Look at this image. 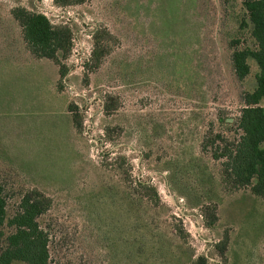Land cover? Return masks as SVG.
I'll return each mask as SVG.
<instances>
[{
	"label": "rangeland",
	"instance_id": "1",
	"mask_svg": "<svg viewBox=\"0 0 264 264\" xmlns=\"http://www.w3.org/2000/svg\"><path fill=\"white\" fill-rule=\"evenodd\" d=\"M224 1L227 0H211L212 4L207 8L210 14L205 46L208 57L204 70L212 78L213 95L206 98L204 86L200 85L196 90L191 78L192 74L198 73L194 72L195 65L189 73L185 70L187 60L181 61V68L176 67L175 73L165 71L159 76L160 80L146 78L149 80L144 81L145 78L138 79V76L122 79L108 71L118 52L137 51L138 47L131 41L134 32L145 36L139 41L142 49L144 41L153 42L147 34L153 37L151 31L155 24H160L161 29L158 28L156 35L164 42L180 41V31L175 28L178 22L181 26L190 22V10L201 7L199 0H122L123 5L117 6V14L114 11L113 14L124 13L125 21L115 19L108 6L109 0H84L82 4L66 7L57 6L53 0H0L3 15L17 7L40 12L52 25L67 26L72 33L71 51L61 62L66 70L62 78H58L56 69L50 64L27 63L16 67L6 58L0 59V107L9 110L3 112L5 118L0 117V142L3 147L11 146L14 151L11 154L17 155L15 158L24 166L21 170L28 171L41 191L53 200L44 219L54 238L52 259H60L66 264H105L104 259L99 262L93 258L90 250L94 247L89 245L87 248L88 241H83L87 230L85 213L87 215L90 210L85 206L86 194L92 193L94 188L103 191L104 186L115 185V182L133 185L142 193L143 189L135 184L139 181L155 190L156 204H159L155 207L165 206V232L176 237L171 241L173 245L169 247L164 264H192L201 256L206 257V264H263L264 200L247 190L227 195L219 187L214 188L211 201L206 200L207 190H204L205 194L201 191V196L197 192L195 196L183 197L178 185L171 182L173 172L169 162L176 158L181 161L188 156V151L192 155L198 153V139L205 130L204 122L197 121L198 113L201 118L218 108L234 110L232 105L238 90L254 86L257 70L253 64L250 75L240 87L233 82L223 36L234 28L231 19L234 14L229 6L223 14ZM230 1L237 11V0ZM168 12L171 20L167 24ZM228 13H231L230 19L226 16ZM214 18H223L226 22L221 34L210 32L215 26L212 25ZM219 20V27L223 26ZM103 27L112 33L116 43L112 42L114 45L110 46L108 62L90 69L84 62L92 50V33ZM130 28L134 32L131 33ZM1 55L10 56L6 52H0ZM58 79L59 88L64 92L62 99L77 107L76 113L81 120L77 131L68 129L62 102L55 93ZM107 94L120 99L121 105L116 112L104 111ZM15 181L21 184L20 180ZM188 185L199 188L196 184H180ZM155 207L153 214H156ZM109 208L107 214H114L116 205L109 204ZM90 211L103 218V209L93 207ZM214 213L216 220L213 221ZM225 235L228 245L224 254H220L216 245ZM121 253L119 249L118 255L112 259L109 256L108 264H122ZM146 264H153L151 257Z\"/></svg>",
	"mask_w": 264,
	"mask_h": 264
},
{
	"label": "trees",
	"instance_id": "2",
	"mask_svg": "<svg viewBox=\"0 0 264 264\" xmlns=\"http://www.w3.org/2000/svg\"><path fill=\"white\" fill-rule=\"evenodd\" d=\"M227 1L223 2V14L227 6L234 14L232 17L231 13L226 15L229 19L231 17L234 28L223 36L228 55L227 65L231 70L233 82L235 84L237 82L240 87L250 75L253 64L257 70L254 75V86L252 89L238 90L236 101L232 105L235 106L234 110L218 108L214 113L211 111L201 118L198 113L197 121L202 124L204 122L205 127L198 139V153L192 155L188 151L185 159L182 158L180 161L176 158L169 162L172 165L170 170L173 172L171 182L178 185L179 193L183 197L190 194L195 196L197 192L201 196V191L204 193V190H207L206 200L211 201L215 195L214 188L219 187L227 195L247 190L252 196L264 200V0H237V11L234 10L233 1ZM53 2L57 6L66 7L82 4L84 0ZM121 3L123 5L122 0L116 2L109 0L108 6L112 8V14L113 11L117 14L115 8L121 6ZM200 3L201 7L197 6L190 10L192 19L189 23L181 26L178 22L175 29L180 31V41L164 42L163 38L156 35L161 29L160 24H155L151 31L153 37L147 34L153 42L144 41L145 47L142 49L139 47L141 43L139 41H143L145 36L134 34L130 28L131 33L134 32L130 40L138 49L134 53L129 51L118 52V55L116 53L117 57H114V63L108 69L110 74L116 73L122 79L127 77L134 79L138 76V79L145 78L144 81L154 78L160 80L159 76H163L165 71L169 70L173 74L175 70L181 68V61L187 60L185 70L189 73L191 67L195 65L194 72H198L191 76L196 90L202 85L206 98L213 95L212 78L207 70H204L208 57L205 46L209 36L207 19L210 14L207 13V8L209 9L212 3L211 0H199ZM135 8L137 9L134 6ZM134 9L133 12L137 15ZM114 17L125 21L124 13ZM162 18H166L165 13ZM170 20L171 14L168 12L167 24ZM213 20L212 25L215 26L210 32L221 34L226 22H223V18ZM218 20L223 22V26L219 27ZM112 42L116 43V38L108 29L104 27L95 29L92 33L90 57L84 65L96 69L108 62L110 46L114 45ZM211 45L214 47V43ZM71 48V30L67 26L52 25L44 14L19 7L12 8L5 15L0 12V52L10 55L9 57L1 55L0 59L6 58L10 65L50 64L56 69L58 78H62L66 70L61 62L70 53ZM141 49L143 51L140 52ZM59 83L58 79L55 93L59 95L58 101L65 103L61 105L68 120V129L71 132L77 131L81 127V120L76 113L77 107L67 99L66 101L62 99L64 92L60 90ZM116 97L112 94L106 95L103 106L106 113L116 112L120 108V99ZM197 108L200 109L199 106ZM4 111L9 110L0 107V117L5 118L2 116ZM13 152L11 146L3 147L0 142V264H66L51 257L55 251L51 246L54 238L51 236L50 226L44 219L53 206V200L41 191L40 185L31 178L28 171L21 170L24 166L21 160L15 158L17 155L11 154ZM13 177L20 180L21 184ZM135 184L143 189L142 193L133 185L123 186L115 182V185L104 186L103 191L94 188L92 193L86 194V207L90 210L93 207L100 211L104 210L103 218L96 212L91 213L88 210L84 220L87 230L85 229L83 241L85 239L88 241L87 248L89 245L94 247L89 250L93 258L99 262H103L104 259L105 264H108L113 256L118 255L119 249L122 252L121 260L124 261L122 264H146L150 257L153 264L156 263L155 260L159 264L167 262L169 247L173 245L171 241H175L176 237L165 232L163 224L165 206L161 209L155 207L159 204H156L158 196L153 188H147L142 185L145 183L139 181ZM180 184H196L199 188L195 189L189 185L183 187ZM109 204L113 207L116 205L114 214H107V211L111 210ZM153 207L158 210L155 211L156 214L152 213ZM159 212L162 214L159 215ZM212 218L213 221L216 220L215 213ZM227 245L225 235L216 245V249L220 254H224ZM109 256L111 258L107 261ZM86 259L90 260L89 257ZM192 264H206V257H198Z\"/></svg>",
	"mask_w": 264,
	"mask_h": 264
}]
</instances>
